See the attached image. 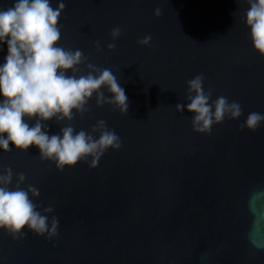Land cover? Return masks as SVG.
<instances>
[{
    "label": "water",
    "instance_id": "1",
    "mask_svg": "<svg viewBox=\"0 0 264 264\" xmlns=\"http://www.w3.org/2000/svg\"><path fill=\"white\" fill-rule=\"evenodd\" d=\"M13 2L0 0V9ZM63 2L59 45L111 69L129 103L121 114L97 107L93 94L89 111L70 123L88 130L102 119L121 147L95 167L89 158L63 170L35 146L0 149V171L25 173L21 187L37 188L34 203L51 206L49 219L59 221L51 239L24 228L14 240L0 229V264H264V123L239 130L249 113L264 114V57L242 23L246 0ZM115 27L121 35L112 40ZM146 35L150 45L140 46ZM6 55L0 45V66ZM201 73L213 100L225 96L243 109L209 134L193 131L192 114L174 108L187 104L186 82ZM46 123L50 135L59 132Z\"/></svg>",
    "mask_w": 264,
    "mask_h": 264
},
{
    "label": "clouds",
    "instance_id": "2",
    "mask_svg": "<svg viewBox=\"0 0 264 264\" xmlns=\"http://www.w3.org/2000/svg\"><path fill=\"white\" fill-rule=\"evenodd\" d=\"M246 2L242 23L249 30L253 49L264 57V0ZM64 8L63 0L55 8L50 0H14L10 7L0 9V45H7L5 62L0 66V149L8 153L9 145L19 151L35 146L39 158L55 162L57 170L89 158L95 167L106 150L121 147L119 135L102 119L88 130L76 131L70 123L74 113L83 117L89 111L87 105L93 94L97 107L107 104L121 114H126L129 107L125 90L111 69L87 63L88 57L79 49L59 45L63 27L59 20ZM153 15L159 17L161 10L156 8ZM120 35V27L110 33L112 40ZM151 39L146 35L137 43L148 46ZM94 47L97 52L101 50L99 42ZM107 48L111 51L115 44L109 43ZM204 80L202 73L188 80L187 104L178 102L174 108L178 113L192 114L193 131L209 134L225 119H239L243 109L239 102H230L225 96L213 100L212 89H204ZM101 89L113 95L106 96ZM50 120L60 126L58 133L49 134L46 122ZM262 123L264 114L251 112L239 130L254 132ZM25 179V173H14L11 167L0 171V229L14 240L22 238L24 228L51 239L57 235L58 218L53 215L49 219L54 211L51 206L41 210L34 203L39 190L32 185L21 187ZM260 195L255 193L253 199Z\"/></svg>",
    "mask_w": 264,
    "mask_h": 264
}]
</instances>
